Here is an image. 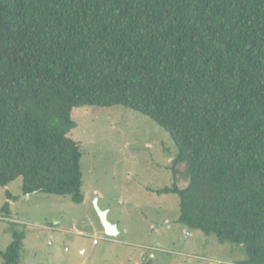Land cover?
<instances>
[{"label": "trees", "instance_id": "obj_1", "mask_svg": "<svg viewBox=\"0 0 264 264\" xmlns=\"http://www.w3.org/2000/svg\"><path fill=\"white\" fill-rule=\"evenodd\" d=\"M84 106L166 131L188 176L162 191L178 222L264 264V0H0V187L82 203L68 134ZM23 239L12 230L4 264Z\"/></svg>", "mask_w": 264, "mask_h": 264}, {"label": "rangeland", "instance_id": "obj_2", "mask_svg": "<svg viewBox=\"0 0 264 264\" xmlns=\"http://www.w3.org/2000/svg\"><path fill=\"white\" fill-rule=\"evenodd\" d=\"M72 117L68 136L81 153L83 202L26 195L20 177L0 187V252L15 229L24 234L19 264H244L243 245L178 222V196L162 191L185 187L188 176L174 179L177 149L166 131L124 107L84 106ZM95 204L117 225L116 236L105 233Z\"/></svg>", "mask_w": 264, "mask_h": 264}, {"label": "water", "instance_id": "obj_3", "mask_svg": "<svg viewBox=\"0 0 264 264\" xmlns=\"http://www.w3.org/2000/svg\"><path fill=\"white\" fill-rule=\"evenodd\" d=\"M95 208L105 233L109 236H116L119 233V230H117L116 224L108 220L107 210L100 209L97 204H95Z\"/></svg>", "mask_w": 264, "mask_h": 264}, {"label": "built area", "instance_id": "obj_4", "mask_svg": "<svg viewBox=\"0 0 264 264\" xmlns=\"http://www.w3.org/2000/svg\"><path fill=\"white\" fill-rule=\"evenodd\" d=\"M96 242V240H94Z\"/></svg>", "mask_w": 264, "mask_h": 264}]
</instances>
